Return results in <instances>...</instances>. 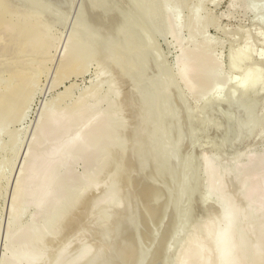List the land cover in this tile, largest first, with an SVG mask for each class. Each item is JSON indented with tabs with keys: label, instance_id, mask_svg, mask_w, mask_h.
I'll use <instances>...</instances> for the list:
<instances>
[{
	"label": "rangeland",
	"instance_id": "374dc122",
	"mask_svg": "<svg viewBox=\"0 0 264 264\" xmlns=\"http://www.w3.org/2000/svg\"><path fill=\"white\" fill-rule=\"evenodd\" d=\"M2 6L15 19L34 16L47 47L42 58L28 51L24 59L37 60L25 62L32 75L39 70L28 102L0 112V264L21 247L11 232L49 220L50 210L40 214L17 189L38 123L52 103L60 111L77 102L83 112L111 109L119 130L105 145H118L114 152L104 146L94 186L77 190L73 220L46 227L37 264H178L196 223L216 214L220 195L241 203L243 170L264 156V0H0ZM8 34L0 32V63L16 48ZM71 43L89 49L90 59L64 64ZM186 63L192 68L183 76ZM81 158L66 182L85 175ZM249 212L240 214L239 236L264 226Z\"/></svg>",
	"mask_w": 264,
	"mask_h": 264
},
{
	"label": "bare ground",
	"instance_id": "6f19581e",
	"mask_svg": "<svg viewBox=\"0 0 264 264\" xmlns=\"http://www.w3.org/2000/svg\"><path fill=\"white\" fill-rule=\"evenodd\" d=\"M10 15L14 14H12L11 11L6 8V6H2V8H0V32L3 31V33L5 32V34L9 33L12 37L13 43L12 40L10 41L13 46L15 45L16 47L12 51V53H9L12 57H7L8 60L9 58H12L13 63L11 59V62L5 60L4 63H0L1 65H4L7 61V63L13 64H11L13 68L9 67L10 64H6L10 70H8V68H5L6 65L1 66L3 67V69L5 68L8 70L7 71L4 69L3 72L7 71V74H4L9 75L8 78L6 77L7 80H5V83L3 82V85L0 84L1 114L2 112L8 113L7 111L13 112L15 109H18V107H22V105L28 102V95L30 94V92H28V89L29 91H32L30 90V83L34 81L33 79H35V76L37 74L36 72H38L39 70L35 72L34 69L35 74L32 75L29 69L33 68V65H30L31 67L29 68L26 63L29 65L30 62L35 60H32V58V61L29 60V56H31L35 52L40 54L39 57H43L44 55H41V53H45L47 47V45H45L46 41L44 40V36H42L43 33L41 34L38 31L37 26L34 24V16L29 15V17H31L28 20V17L26 18V20H24L25 16L28 14H25V16H23L24 14H20L19 16L15 15L14 17H20L21 15L24 17L17 19L12 18L13 16L11 17ZM9 34L8 36H10ZM8 38L9 37H7V39ZM71 44L72 45L68 46L67 53H63L65 54V56L63 55L64 64H67L68 66L74 65L80 62H84L88 57L91 56L90 50L85 48L81 43H79L78 45L73 43ZM28 51H33V53L28 56V54L30 53L29 52L27 54ZM37 53L35 54L37 55ZM26 55L29 58L28 60H26L27 62L24 61V59L27 58ZM35 62H37V60H35ZM34 67L36 68L37 66ZM191 68L192 66L190 63L184 64V67H182L183 76L187 74ZM1 72L2 70H0V73ZM40 75H42V72ZM185 77H187V75ZM1 78L0 80L5 79ZM32 84L34 85V82ZM68 89L69 88L65 89L66 93L68 92ZM59 94H61V92ZM81 109H83L81 103L77 102L74 110H68L67 107L64 106L60 111H57L54 103H52L50 107L45 110V114L42 117V120L39 121L40 123H38L36 132V144L27 153L26 160L24 159L25 161L22 166L23 170L21 171L22 174H20V184L17 189L22 194L28 195L29 200L38 207L40 214H43L47 210H50L48 218L49 220L47 219L48 222L45 221L42 224L40 222V225H34L32 226V229L29 230L27 228H19L11 232V240H19L21 242V247L17 251H15L9 258H7L6 264H37L42 256L43 249L41 248L44 246H40V243L43 239L44 233L46 232V227H48V230L49 227L51 228L50 230H52V227L55 228V226L51 225L57 224L55 223L57 220H59V223H64L63 219L66 220V218L69 217H71L72 219V216L74 215L73 209L76 208L75 206L77 202H80V200L77 199L78 197L75 196V194H77V190L81 187L82 184H87V186H94L95 184V181L93 180V178H91V172L95 167L97 170L102 168L103 162L101 163V160L103 158V154L105 153V151L104 153H102V150L104 146L108 147V145L105 144H108L110 139L115 138V131L117 128L118 133L119 125L115 128V123H111L112 121H110L109 118L111 109H108L105 112H94L93 110L83 112L81 111ZM80 120H84V126L79 127L76 131L73 130L74 132H71L69 134V132L72 131L71 129H73V127L75 128V123L77 121L80 122ZM116 137H118V135ZM46 140L50 143H47V147L40 149L39 144H42L43 142L46 143ZM111 142L112 141H110V143ZM121 143L122 142H120V145ZM116 144L117 143H115L114 145ZM113 146L112 148L108 147L110 149L106 147L107 150H109L108 152H111V150L112 152H114L115 149L113 150ZM118 147L120 148V146ZM100 152L102 153L101 156ZM148 155H152L151 152L150 154L148 153ZM79 156L82 157V162L85 163L86 173L78 182L76 181L68 183L65 179H67L72 172L71 163L75 160V158H78ZM105 156L107 157L108 155ZM263 157L254 159L250 161V163L248 162L249 164L243 170V180L242 182H240V190L243 197L241 203L240 201L238 202L239 204L235 203L230 198L224 195H220V197L216 201V205L214 204L216 206V214L209 217L205 221L202 220V222L196 223L197 226L195 225V228L193 229L195 231L192 232L193 234L195 233V235L192 236V238L190 237V239L188 238L189 240L187 239L188 243L185 245V247H183V249H181L179 260L176 259L178 258V254L177 256H175V262L178 260V264H264V226L260 225L249 227L243 236H239L236 232V227L240 220V214L244 211L249 210L252 218L258 217L264 219ZM98 159L100 160V162ZM208 169L209 180L211 181L214 179L215 169L212 164L208 165ZM112 193L111 195H109V197L106 198L109 200L114 198ZM94 203H96L95 200ZM77 209L75 210L76 213L78 212ZM16 220L17 217L15 215L13 216L11 223L14 224ZM85 222L86 221H84V223ZM65 223L67 222L65 221ZM73 225H75L74 222ZM59 229H61V227ZM59 229L57 231H59ZM53 231H51V235H56V230V233L54 234H52ZM253 236H256V241L254 243V246L251 247L248 244V241ZM41 245L43 244L41 243ZM87 253L88 250H83L81 257H84Z\"/></svg>",
	"mask_w": 264,
	"mask_h": 264
}]
</instances>
